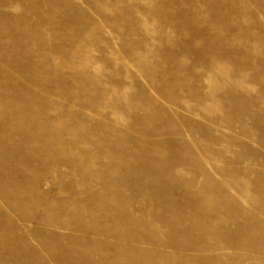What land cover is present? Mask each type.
I'll return each instance as SVG.
<instances>
[{
    "label": "rangeland",
    "instance_id": "obj_1",
    "mask_svg": "<svg viewBox=\"0 0 264 264\" xmlns=\"http://www.w3.org/2000/svg\"><path fill=\"white\" fill-rule=\"evenodd\" d=\"M0 264H264V0H0Z\"/></svg>",
    "mask_w": 264,
    "mask_h": 264
}]
</instances>
